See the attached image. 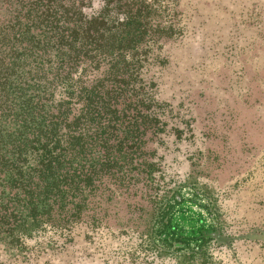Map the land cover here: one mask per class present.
I'll return each instance as SVG.
<instances>
[{"label":"trees","instance_id":"trees-1","mask_svg":"<svg viewBox=\"0 0 264 264\" xmlns=\"http://www.w3.org/2000/svg\"><path fill=\"white\" fill-rule=\"evenodd\" d=\"M177 1L0 0V264H165L187 249L166 229L190 176L180 157L202 151L191 105L160 90L167 44L188 32ZM203 42L195 55L217 52ZM263 204L220 231L234 264L240 241L264 262Z\"/></svg>","mask_w":264,"mask_h":264},{"label":"rangeland","instance_id":"rangeland-1","mask_svg":"<svg viewBox=\"0 0 264 264\" xmlns=\"http://www.w3.org/2000/svg\"><path fill=\"white\" fill-rule=\"evenodd\" d=\"M176 7L188 32L167 44L160 90L191 105L193 150L202 154L193 164L180 157V175L190 176L166 234L187 249L164 263L234 264L220 231L255 216L264 202V0H178ZM198 40L218 53L195 55ZM236 245L244 264H264L257 247ZM201 247L200 257L188 254Z\"/></svg>","mask_w":264,"mask_h":264}]
</instances>
